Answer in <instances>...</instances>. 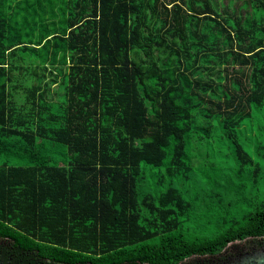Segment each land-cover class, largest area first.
<instances>
[{"label": "trees", "instance_id": "16d2710c", "mask_svg": "<svg viewBox=\"0 0 264 264\" xmlns=\"http://www.w3.org/2000/svg\"><path fill=\"white\" fill-rule=\"evenodd\" d=\"M225 1L0 0L4 255L176 264L264 235V0Z\"/></svg>", "mask_w": 264, "mask_h": 264}, {"label": "flooded vegetation", "instance_id": "af4514ba", "mask_svg": "<svg viewBox=\"0 0 264 264\" xmlns=\"http://www.w3.org/2000/svg\"><path fill=\"white\" fill-rule=\"evenodd\" d=\"M234 241L237 242L242 241L246 245V247L239 252L237 251L235 255H233L231 258L225 259L223 262L222 261L218 263L210 262L209 259L213 260L216 258V256L223 254L224 251L227 250L230 251V249H228L230 247L228 245L230 242L220 252L214 255H190L189 257L182 259L176 264H200V262L201 264H240L254 256L264 253V235L247 236L242 240H234ZM2 243L3 241H0V244ZM0 264H48V263L42 260L36 261L31 258L29 259V258L13 257L11 255H4L0 249ZM85 264H89V262L85 261ZM117 264H150V263L137 262V261L135 262L122 261Z\"/></svg>", "mask_w": 264, "mask_h": 264}, {"label": "crops", "instance_id": "0c3cea01", "mask_svg": "<svg viewBox=\"0 0 264 264\" xmlns=\"http://www.w3.org/2000/svg\"><path fill=\"white\" fill-rule=\"evenodd\" d=\"M21 35L20 37H25L27 35V32H23L21 31ZM19 35H16V36H19ZM50 35H46V38H49ZM37 47V46H36ZM41 44L39 45L38 48H41ZM48 51H51V49H53L52 45L51 44H48L46 47ZM30 50V49H29ZM14 58L13 60H16L15 62L13 61V63L11 64V66H7V68H10L11 67V70H12V76L10 77V79H8L6 81V83H9V84H13L14 85V90L15 88L17 87V85L19 84V82H23V79H29V77L26 75V78L23 76L22 77V72L24 71V69H26V73L31 75L32 74V71L33 70V66L36 64L35 62H32V59L31 57L29 56L28 54V51H25V52H19V51H16L15 54H14ZM31 63V64H30ZM19 68V74L17 73V69ZM20 70H21V73H20ZM40 70H41V67L39 68L38 73H40ZM47 79H49V77H42V78H39L38 81L36 83H39L40 86H38V92L37 93H42L43 94V97H42V100H44L45 102V107H43L42 109V112L40 115L44 116V114L47 112V101L45 100V98L48 96V90L44 87H41V85H44L45 82L47 81ZM31 83V81L29 82ZM56 83L57 82H54L52 83V91H51V97H52V102L54 104L55 101H57V99L59 97L56 96L57 94V91H56ZM43 89V91H42ZM56 91V92H55ZM14 92V91H13ZM14 115V114H13Z\"/></svg>", "mask_w": 264, "mask_h": 264}, {"label": "rangeland", "instance_id": "374dc122", "mask_svg": "<svg viewBox=\"0 0 264 264\" xmlns=\"http://www.w3.org/2000/svg\"><path fill=\"white\" fill-rule=\"evenodd\" d=\"M212 1L215 4H218L220 1H223V0H212ZM229 1H231V0H229ZM227 2H228V0L225 1L226 4H227ZM237 3H239V1H237ZM30 21H32V20H30ZM197 63H201V60L200 61H197ZM228 245L230 246L228 248V249H230V251H228V250H227L228 252L227 251H224L223 254H220L219 256H216V258L213 259V260L212 259H209V261L210 262H217V263L220 262V261L223 262L225 259L231 258L233 255H235V253L237 251L239 252V251L243 250L246 247V245L242 241H240V242L233 241V242H230ZM200 264H201V262H200Z\"/></svg>", "mask_w": 264, "mask_h": 264}, {"label": "water", "instance_id": "95a60500", "mask_svg": "<svg viewBox=\"0 0 264 264\" xmlns=\"http://www.w3.org/2000/svg\"><path fill=\"white\" fill-rule=\"evenodd\" d=\"M240 264H264V253L254 256Z\"/></svg>", "mask_w": 264, "mask_h": 264}]
</instances>
